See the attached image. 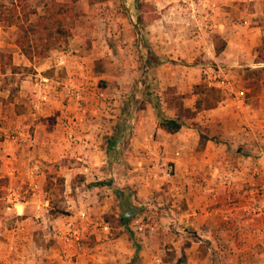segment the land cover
<instances>
[{
	"label": "crops",
	"instance_id": "crops-1",
	"mask_svg": "<svg viewBox=\"0 0 264 264\" xmlns=\"http://www.w3.org/2000/svg\"><path fill=\"white\" fill-rule=\"evenodd\" d=\"M187 5L208 14L206 28L198 26L202 16H197L198 22L190 24L194 28L191 32L199 40L196 52H202L215 64L213 72L224 73L227 97L214 109L197 112L173 134L156 127L148 104L143 110L134 109L118 128L111 120L115 115L106 114L102 102L98 100L99 108L97 103H92L94 99L97 101L96 92L103 90L90 89L87 80L81 79L86 74L82 60L72 55L77 46L52 50L37 63L27 61L16 48L11 53L14 67H31L19 79L18 94L21 103L29 106L34 115L27 116L25 129L0 128V136L4 138L0 143V177L7 180L0 202L3 204L2 197L7 192L16 200V209L11 213L14 227L8 231L0 229V253L8 248L16 257L7 255L2 264H57L53 255L45 259L39 254L41 251L32 246L29 227L39 229L42 234L46 230V238L42 237L49 243L47 234L53 223L73 222L76 217V213L50 217L43 183L59 149L64 157L74 160V163L67 160L65 171L59 170L62 178L75 174L79 183L107 180L112 186L110 189L101 185L107 192L99 194L105 196L97 198L99 203L95 209L104 216L112 205L110 201L113 202L115 208L111 214L119 221L115 225L117 232L109 242L98 245L103 254L95 261L102 264H257V259L264 256L258 245V220L243 211L244 206L263 202L264 158L259 153L258 140L261 141L264 133V91L257 93L255 100L249 103L232 80L240 67L254 66L253 55L250 62L242 65L246 61L243 55L247 56V51L260 44L257 25L264 23V0H194L183 5L185 11ZM159 21L154 20V23ZM249 24L255 26L249 27ZM162 34L149 31L154 48L157 47L155 40L162 38ZM212 34L218 35L224 43L218 54L212 43L199 44ZM176 50L175 54L179 51ZM201 70V67L194 70L171 62L163 63L156 68L158 85H162L160 90L172 86L177 94L188 93L193 85L206 81ZM206 70L203 73H207ZM40 80L45 81L41 90L34 85ZM41 92L47 95V102L33 109L32 103ZM193 99H183L184 106L191 108ZM113 101L114 106L119 105L118 98ZM114 109L110 112L117 114ZM23 116L15 115V121L19 117L24 120ZM102 117L110 120L100 124ZM11 133L15 134L13 141L8 138ZM104 133L112 139L119 137L113 145V159H109L107 150L98 145V136ZM69 134L82 139L83 143L68 148ZM18 139L22 143L17 144ZM241 151L249 154L242 155ZM157 163L159 166L173 163V175L168 181L161 180ZM34 164L38 170L32 177L33 182H28L27 173ZM157 177L159 185H156ZM124 189L132 193V202H128L131 215L136 214L135 204L142 207L145 203L156 207L159 215L156 222L141 216L146 226H153L154 232L130 230L136 237L133 241L125 237V225L120 223L130 217L119 208V201L113 194V190L121 193ZM91 193L94 192L90 187L81 190V197H86L87 207L82 206L86 211L93 210L88 205L95 196ZM145 211L151 213L150 208ZM88 213L85 212L84 221ZM102 215L97 221L90 219L92 231L99 232L105 224L109 226ZM156 234L159 237L153 236ZM84 259L85 263L94 261L93 256L87 255Z\"/></svg>",
	"mask_w": 264,
	"mask_h": 264
},
{
	"label": "rangeland",
	"instance_id": "rangeland-1",
	"mask_svg": "<svg viewBox=\"0 0 264 264\" xmlns=\"http://www.w3.org/2000/svg\"><path fill=\"white\" fill-rule=\"evenodd\" d=\"M48 1L49 0H29L28 4L32 9H35L38 14H41L43 9L42 4ZM56 1L68 2L69 0ZM137 2H139V4H143L142 6L144 7L135 12L133 9V0H77L74 3L76 17L70 28V35L65 46V48H67V46H69V48L77 46L76 50L72 51V55H77L82 60V65L84 66L86 74H84L81 79L87 80V83H89L87 87L90 89L96 88L105 92L104 94L107 99L105 100L106 104L104 103L103 108L106 111V114L115 115L111 120L115 122L114 124L116 126L121 124V122L126 119L125 117L128 116V114H130L134 109L135 111H140L143 110L144 105H146L139 100V95L142 87L141 78L143 62L146 58L147 52L149 51L160 59L161 64L171 62L173 64L194 70L201 67L202 77H204V79L206 77L205 83L207 86L214 87L213 83L225 76L224 73L221 74L220 72H213L215 64L202 52H196V42L199 40H196L193 37V32L191 31H193L194 28H191L190 25H186V11H188L191 6L187 5L186 11L183 8V5L194 2V0H137ZM135 15L140 16L143 21L140 30L135 25ZM158 19H160V21L154 23V20ZM254 26V24H249V27ZM257 26L259 27L257 38L260 43L262 37H264V23L259 22ZM142 31L146 32L148 36L144 37L145 35H142ZM149 31L153 34L155 32L163 33L162 38L155 40L157 47H161L160 50L157 47V49L154 48V45L151 43V41L154 40L149 39ZM15 36L16 29L14 27L0 25V51L10 54L11 58L13 57L11 53L17 49L13 46ZM207 42L208 44L212 43L215 48L221 44L222 39L218 35L212 34L210 35V38L205 39L204 42L200 41L199 44L203 46ZM257 47H252L250 52H246L248 57L243 55V59L246 61L243 62L242 65L250 62L252 55L255 57V50ZM176 48H178L179 51L175 54V51H177ZM155 51H162V53L157 54ZM49 52L47 53V56ZM41 60L42 59H33L31 63H37ZM260 66L262 65L255 63L253 67L242 66L238 69L236 76L232 79L234 80V85H238V88L243 92L244 98H246V101L249 103L253 102L255 100V95L262 90L264 91V89H261L253 95L249 94L248 90L245 91L242 87L243 71L245 68H257ZM30 70L31 67H16L14 72L11 73L9 68L4 67L3 72H0V128H6L9 126L13 131H16L18 128L25 129L27 126V116L31 118V116L34 115V111H32L29 106H24L21 103L22 98L19 97L18 94L19 79ZM204 70H206L205 72L207 73H203ZM160 73L163 74V72ZM209 75H211L210 78H208ZM156 77L159 84V76L156 75ZM190 77L191 76L189 75V78ZM161 84L164 85L162 82ZM161 86L152 84V87H155L154 91H157L158 93L162 92L160 90ZM214 88L218 90L222 100L226 99L227 95L224 94L225 88ZM115 98H118L119 100L118 106L113 105V99ZM92 103H97L99 108L100 102L98 100L96 101L94 99ZM3 105H5V107ZM114 108L117 110V114L116 111L110 112V110ZM69 111L71 112L70 109ZM72 113L73 111L71 114ZM15 115H24V120L19 117L17 119L18 121H15ZM2 116H6V119H2ZM106 120L109 121L110 118L107 119L106 117H102L100 124L108 123ZM188 122L189 120H186L184 121V124L186 125ZM3 139L4 138L1 135L0 143H2ZM19 139L16 141L17 144L22 143ZM111 139L112 136L106 133L102 134L101 137L98 136L99 147L106 149L107 152H109L112 141ZM260 139L261 141L258 140V147L261 148L259 153L264 158V133ZM123 142L124 139L121 137L120 144ZM58 153L59 154L56 156L55 161H53V165H51L53 168L49 170V173H47L46 179L43 183V188L49 199L50 217L52 218L51 213L54 212V210H61L67 215L69 213L75 214L78 210H84L89 213L86 221L78 220L73 216V225L80 233V241L78 242L79 247L74 245H64L58 239L50 240L49 243H46L42 237L44 236L46 230H44V233L42 234V231L39 229L34 227L32 230L29 227V236L32 241V246L35 249L40 250L41 252L39 254L44 255L45 259L50 258V256L53 255V259L56 260L57 264H78L79 261H82L81 264H102L99 261H95L97 256H101L103 254V252L101 253L103 249L99 248L98 245L103 242H109L113 238L114 234L117 232L115 231V227H117L115 225H117V222L119 223V221H117V219H115L111 214V211L115 208L112 201H110L112 205L110 204L109 211L107 213H103L104 215L108 214L107 220L104 219V216L99 213L95 207L99 203L97 198L99 199L100 197L105 196L99 194L107 192V190L102 188L101 185L110 189L112 186L107 180L88 184L79 183V180H77L78 176L75 177V174H73L70 178H62L59 174V170L64 169L65 171L64 166L66 165L67 160L70 162L72 161L71 163H74V160L64 157L60 149ZM241 154L247 155L249 153L241 151ZM109 159H113V152H111V150ZM76 167L78 168L77 165ZM68 169H70V167H68ZM105 170L108 171V169ZM262 178L264 180V175H262ZM59 179H62V183H59ZM155 181L156 185L161 183L160 178L158 177ZM85 187H90V190L95 193L93 201L88 204L90 208H93V210L86 211L85 209L87 208L82 207L83 205L87 207L84 204L86 197H81L80 195L81 190ZM94 193L91 194L94 195ZM131 195L132 193L128 189H124L122 193H119V196L116 195V199L119 201L118 206L122 209V212L126 216L130 217V219L128 218L127 220L120 222L122 225H125L123 233L128 240L133 241L136 237L132 235L131 231L133 230V227H130L129 225L131 219L134 217L141 218V216H144L145 218H150V220H155L156 222L158 221L157 217H159V215L156 211V207L155 209L153 205L150 206L146 203L142 207L135 204L134 208L136 211L134 214H136L131 215L133 213L129 211V207L120 205V202L123 200L132 202L131 200L133 198H131ZM262 195L264 202V188L262 189ZM87 199L89 200V198ZM2 205L3 204L0 202V229L2 231L4 229L8 231L14 227L15 220L10 213H4ZM149 208L151 209V213H147L145 211L149 210ZM101 215L103 216L104 221L109 224L108 231L100 230V233L92 231L89 228L91 223L90 219L97 221L99 219L98 216ZM53 224L56 227H61L64 223L58 221ZM109 227L111 229H109ZM153 236L159 237L158 234ZM48 249H50V251H48ZM7 255L12 256L14 254L11 252V249L3 248L0 253V256H2V258L0 257V264H2V260L6 259L5 256ZM64 255H67L68 259L65 260L63 258ZM79 255H82L83 258ZM87 255L90 258L93 256L94 261L85 263L84 257ZM14 257L16 256L14 255ZM11 263L12 262H10V264ZM257 264H264L263 255L257 259Z\"/></svg>",
	"mask_w": 264,
	"mask_h": 264
},
{
	"label": "trees",
	"instance_id": "trees-1",
	"mask_svg": "<svg viewBox=\"0 0 264 264\" xmlns=\"http://www.w3.org/2000/svg\"><path fill=\"white\" fill-rule=\"evenodd\" d=\"M28 1H0V25L16 29L14 46L31 63L33 59L45 58L51 50L65 48L70 35V28L76 17L74 3L77 0H69L68 2L49 0L42 4L43 9L41 14L32 9ZM142 5L137 0H133L135 12L144 7ZM142 22L141 17L135 15V25L139 30L142 27ZM142 35L144 37L148 36L143 31ZM223 45L224 43L221 42L219 46L214 48L215 54H218L222 50ZM253 62L262 66L245 68L242 76V87L245 91L248 90V93L251 95L264 89V37H262L260 45L255 50ZM160 64L161 61L157 56L150 51L147 52L143 62L140 101L150 106L156 120V127L165 133L173 134L177 132L183 126L185 120L192 119L197 112L214 109L221 102L222 97L218 90L212 86H207L204 81L193 85L190 92L184 94H177L175 88L172 86L165 87L161 93L155 92V87H152V84L158 86L156 68ZM4 67L9 68L11 73L16 69L11 63L10 54L0 51L1 73ZM191 97H194L192 107H185L183 99ZM120 127L121 124H118V128ZM116 138L119 141V137ZM115 139L111 141V152H114L113 145L117 143ZM110 150L108 152L109 156ZM58 181L62 183V179ZM6 184V178L0 177V198L2 188ZM113 194L116 197L119 191L113 190ZM128 202V200H123L120 202V205L130 208ZM51 214L53 216L67 215L61 210H54ZM105 215L104 219L107 220L108 214Z\"/></svg>",
	"mask_w": 264,
	"mask_h": 264
},
{
	"label": "built area",
	"instance_id": "built-area-1",
	"mask_svg": "<svg viewBox=\"0 0 264 264\" xmlns=\"http://www.w3.org/2000/svg\"><path fill=\"white\" fill-rule=\"evenodd\" d=\"M197 16H202V22L201 24H198V26H200L201 28H206V24H207V16L208 14L206 13L205 15L200 12V10H195L194 8L190 7L188 9V11L186 12V25H190L191 23L194 22V24L196 22H198V18ZM196 26V25H195ZM196 26V27H198ZM45 81L40 80L39 82H36L34 85L36 87L39 88V90H41V84H43ZM212 85V84H211ZM227 85V81L224 78H220L219 80H217L215 83H213V86L219 89H224L226 88ZM78 98L80 96V94L77 92L76 93ZM95 97L97 100H99L100 102H102L103 104L105 102V100L107 99L106 95L101 92V91H97L95 94ZM47 102V95L44 92H41L37 97L35 102L32 103V108L33 109H38L39 106L43 103ZM8 138L10 140H14L15 139V134L11 133L8 135ZM67 142H68V148H70L73 145H78V144H82L83 140L82 139H77L74 136H72L71 134H69L67 136ZM158 164V163H157ZM158 169L157 172L161 178V180L163 181H168L172 175H173V163H164V164H158ZM38 170V166L36 164H34L30 170L27 173L28 176V182H33V176L34 174L37 172ZM83 170H86L85 164L83 163ZM154 177V176H153ZM15 197L9 192H7L6 195H4L2 197V202H3V210L6 213H12L13 209H16V207L14 206L15 203ZM243 211L246 213V215H249L251 217L256 218L257 221V237H258V245L260 247L261 252L264 254V202L263 203H258V204H251L248 206H244ZM85 212L83 210H78L76 212V218L78 220H84L85 219ZM130 227H133V230L138 232V233H144V231H148V232H154L153 231V226H146L145 222L141 220V218L138 217H134L133 219H131L130 221ZM102 231H108V226L105 224L103 227H101ZM79 231L77 230V228L74 227L73 222L72 221H67L64 224H62L61 227H56L55 225H51L49 227V231H48V239L49 240H55L58 239L61 241V243H63L64 245H74L76 247H79L78 242L80 241V236H79ZM44 238H46V235L44 236ZM63 258L66 260L68 259L67 255H64Z\"/></svg>",
	"mask_w": 264,
	"mask_h": 264
}]
</instances>
